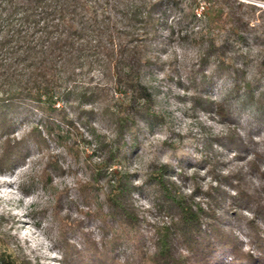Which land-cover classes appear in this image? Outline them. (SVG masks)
I'll return each mask as SVG.
<instances>
[{
	"label": "rangeland",
	"instance_id": "rangeland-1",
	"mask_svg": "<svg viewBox=\"0 0 264 264\" xmlns=\"http://www.w3.org/2000/svg\"><path fill=\"white\" fill-rule=\"evenodd\" d=\"M242 1L264 7L261 0ZM194 8L193 21L182 18L186 11L174 19V13L164 15L147 52L153 63L144 67L141 77L152 94L154 112L126 132L113 155L99 143L116 134L101 105H85L96 111L85 123L79 119L80 104L59 100L54 110L28 104L1 133L0 252L14 264H153L143 263V254L155 249L151 240L156 227L174 220L152 182L165 164L170 166L163 173L165 180L203 206L206 192L219 189L223 203L217 214H223L239 250L254 256L262 251L252 233L264 234V215L238 199L230 204V199L235 189L258 190L264 197V157L255 158L251 149L240 152L249 135L251 146L263 152L264 118L236 106L231 81L213 73V65L200 58L205 46L199 43L201 35L211 24L223 34L226 8L214 6L213 0H198ZM258 13L252 15L256 24ZM254 39L244 50L256 60L264 56V38ZM94 76L96 82L113 86L100 71ZM225 97L236 103L233 121L217 111L215 103ZM109 100L119 105L123 95L113 90ZM68 117L74 123L70 127ZM46 119L55 122L52 133L43 123ZM8 146L18 148L9 159L4 157ZM119 178L127 186L125 195L135 215L133 231L107 215L105 196ZM182 252H189L184 244L175 256L188 264Z\"/></svg>",
	"mask_w": 264,
	"mask_h": 264
},
{
	"label": "trees",
	"instance_id": "trees-1",
	"mask_svg": "<svg viewBox=\"0 0 264 264\" xmlns=\"http://www.w3.org/2000/svg\"><path fill=\"white\" fill-rule=\"evenodd\" d=\"M197 1L0 0V135L10 129L15 116L28 104L54 110L59 100L70 106L77 103L82 105L79 119L83 122L90 121L96 112L94 108H84L85 105H101L116 134L99 143L113 155L126 132L142 116L154 112L152 94L141 77L144 67L153 63L147 52L164 15L174 13V19L186 11L182 18L193 21L197 18L194 8ZM213 4L226 8L223 34L210 25L209 32L201 35L199 43L205 46L200 58L213 65V73L229 79L238 96L237 104L227 97L216 102L217 111L233 121L235 103L255 118H264V56L254 60L244 50L249 49L253 38H264V7L242 0H213ZM258 11L256 24L252 15ZM96 71L110 77L113 86L96 82ZM113 90L123 95L119 105L109 100ZM65 122L68 127L74 125L70 117ZM43 123L52 133L55 122L46 119ZM247 126L254 131V124ZM247 139L241 143L240 152L251 149L255 158H263L264 150L261 153L259 147L251 146L250 135ZM229 144H235L234 140H229ZM17 149L8 146L4 157L9 159ZM168 171L170 166L163 165L162 174L157 179L155 174L156 180L152 182L161 190L164 208L171 211L174 220L169 226L156 227V238L151 240L155 249L151 255L143 254V263L186 264L175 256L178 247L184 244L189 250L182 252L188 264H215L221 257L218 264H238V260L264 264V234L252 233L262 250L258 255L240 251L232 231L223 224V214H217L223 203L219 189L212 187L206 192L208 200L203 206L202 202L194 201V195L179 192L165 180L163 173ZM119 179L105 196L107 215L133 231L135 215L125 195L127 186L121 181L123 178ZM235 191L230 204L238 199L245 208L264 215V197L256 194L258 190ZM224 257L230 258V262ZM0 264L14 262L8 254L0 252Z\"/></svg>",
	"mask_w": 264,
	"mask_h": 264
},
{
	"label": "built area",
	"instance_id": "built-area-1",
	"mask_svg": "<svg viewBox=\"0 0 264 264\" xmlns=\"http://www.w3.org/2000/svg\"><path fill=\"white\" fill-rule=\"evenodd\" d=\"M204 8V7H203ZM202 12L201 11H198V14L200 15Z\"/></svg>",
	"mask_w": 264,
	"mask_h": 264
}]
</instances>
